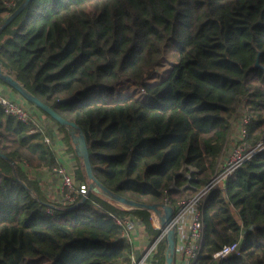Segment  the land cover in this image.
I'll use <instances>...</instances> for the list:
<instances>
[{"label":"trees","instance_id":"1","mask_svg":"<svg viewBox=\"0 0 264 264\" xmlns=\"http://www.w3.org/2000/svg\"><path fill=\"white\" fill-rule=\"evenodd\" d=\"M23 1L0 0V25ZM168 43L177 60L148 83ZM0 63L82 130L94 176L136 201L174 207L206 185L238 110L250 115L247 140L264 144V0H28L0 30ZM124 81L143 98L117 96ZM38 109L73 150L67 127ZM46 128L0 107V264H129L134 242L113 215H134L152 240L150 212L98 187L49 212L55 201L21 166L61 167ZM185 164L196 167L189 177ZM84 174L78 167L75 183ZM225 178L204 197L194 264L237 240L240 253L219 264H264V146ZM154 257L164 264V238Z\"/></svg>","mask_w":264,"mask_h":264},{"label":"built area","instance_id":"2","mask_svg":"<svg viewBox=\"0 0 264 264\" xmlns=\"http://www.w3.org/2000/svg\"><path fill=\"white\" fill-rule=\"evenodd\" d=\"M0 107L6 113L15 116L17 119L28 122L35 121V117L30 108L22 102L10 98L0 90ZM236 117V112L230 118V129L234 123L237 124L236 131L232 134L233 139L225 143L222 153L216 164L215 173L211 180L204 186L198 188L193 196L183 199L173 207V214L169 224L161 227L159 215L154 211H149V219L153 227L159 229L158 235L150 240L144 249L137 253L134 249L130 255L129 264H152L154 254L157 250L158 242L164 238L168 229H174L175 247L171 264H194L202 244L203 220L202 207L207 191L223 178L233 174L241 163L250 158L254 153L261 150L264 146L262 141L250 143L247 140V124L250 119L248 113ZM229 136V138H230ZM183 174L190 176L195 166L186 165ZM60 175L59 192L57 200L48 208L49 212L56 207H69L81 201L87 196L89 180L75 183L73 176L64 167L57 170ZM174 187V185H172ZM164 203H167L166 201ZM155 213V219L152 215ZM117 224L122 226V235L133 241L135 236L144 230L143 222L134 215H113ZM239 241L223 244L219 249L212 253L211 264H219L220 261L230 254H239ZM165 264V262H164Z\"/></svg>","mask_w":264,"mask_h":264},{"label":"water","instance_id":"3","mask_svg":"<svg viewBox=\"0 0 264 264\" xmlns=\"http://www.w3.org/2000/svg\"><path fill=\"white\" fill-rule=\"evenodd\" d=\"M27 2L28 0H24L21 3V5L5 19L3 24L0 25V30L4 26H6L19 11H21L24 8ZM0 79L4 80L9 86H11L16 91H18L26 100L31 102L35 107L42 109L52 118H54L56 121L67 127L71 135L72 141L75 144L76 153L82 158L85 173L87 175V179L89 180L90 188L98 187L104 193H106V195L128 207L143 208V209H147L148 211H154L159 215L161 227H166L169 224L173 214V206H171L169 203H146V202L136 201L134 199L119 195L113 192L112 190L108 189L107 187H105L93 174L91 163L89 160V153H88L86 140L82 130L79 129L73 121L65 119L60 114H58L51 106L43 102L41 99H39L37 96L33 95L29 91H27L24 88V86L9 71L3 68L1 63H0ZM185 168H187L186 164L182 167L179 173L183 174ZM165 241H166L165 264H171L173 260L174 247H175L174 229L170 228L167 230L165 235Z\"/></svg>","mask_w":264,"mask_h":264},{"label":"crops","instance_id":"4","mask_svg":"<svg viewBox=\"0 0 264 264\" xmlns=\"http://www.w3.org/2000/svg\"><path fill=\"white\" fill-rule=\"evenodd\" d=\"M0 90L12 99H15L22 103L25 102L24 97L18 91L13 89L11 86L2 83L1 81ZM27 106L30 108L31 112L35 117V127L44 128V126H47L46 129L50 132V136L45 135V140L50 141L51 139L52 147L56 152L59 163L61 164V166L67 169V171L70 172V174L73 176L75 174L76 169L79 167L78 160L80 159V156L76 153L75 144L73 143V150L69 149L62 139L63 133L57 128L55 122L52 121L49 117H47V115H45L34 105L29 104ZM75 153L77 154V156ZM21 166L27 172L28 175L40 181V185L44 194L51 200L55 201V199L53 198L57 197L59 192L60 175H57L54 172V169L50 170L47 167L31 168L23 163H21ZM80 168H83L85 172L84 165ZM84 175L86 177L85 181L88 180L86 173ZM149 241L150 239L148 238L146 230H141L140 233L137 234L133 240L134 249L137 251V253L142 251Z\"/></svg>","mask_w":264,"mask_h":264},{"label":"rangeland","instance_id":"5","mask_svg":"<svg viewBox=\"0 0 264 264\" xmlns=\"http://www.w3.org/2000/svg\"><path fill=\"white\" fill-rule=\"evenodd\" d=\"M174 51V47L172 43H168L165 50H164V54H163V63L162 65L157 69V73L151 75L148 79L147 82L148 83H152L156 80H158L159 78L162 77L161 73L163 72V70L169 68L174 62H176L177 60V55H176V51ZM134 93L137 97L139 98H143V94L142 92L137 88V86L135 84H133L130 81H124L121 84H119L116 87L115 90V94L117 96H122V95H127V94H131ZM243 113L241 112V110L236 111V117H240L242 116ZM233 117V115L231 116V118ZM237 129V124L234 123L233 126H231V133L235 132ZM232 133V134H233ZM232 134L230 136V140L233 139ZM78 166L79 167H83L82 165V158L80 157V159L78 160ZM63 167V166H61ZM58 169L54 170V172L59 175V172L57 171ZM59 178V177H58ZM226 178H223L222 180L219 181V183H224ZM60 181V179H59ZM53 199H55V201L57 200V197H54ZM145 230V228H144ZM157 260L154 257L153 259V263L152 264H156ZM21 264H51V261L49 259H47L45 256H41V257H35V258H26L23 259Z\"/></svg>","mask_w":264,"mask_h":264},{"label":"bare ground","instance_id":"6","mask_svg":"<svg viewBox=\"0 0 264 264\" xmlns=\"http://www.w3.org/2000/svg\"><path fill=\"white\" fill-rule=\"evenodd\" d=\"M155 217H156V215H155V213L152 215V219H155Z\"/></svg>","mask_w":264,"mask_h":264}]
</instances>
